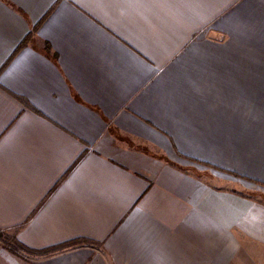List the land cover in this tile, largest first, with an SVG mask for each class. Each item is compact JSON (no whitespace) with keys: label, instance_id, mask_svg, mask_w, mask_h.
<instances>
[{"label":"crops","instance_id":"obj_1","mask_svg":"<svg viewBox=\"0 0 264 264\" xmlns=\"http://www.w3.org/2000/svg\"><path fill=\"white\" fill-rule=\"evenodd\" d=\"M16 228L0 264H264V0H0Z\"/></svg>","mask_w":264,"mask_h":264},{"label":"trees","instance_id":"obj_2","mask_svg":"<svg viewBox=\"0 0 264 264\" xmlns=\"http://www.w3.org/2000/svg\"><path fill=\"white\" fill-rule=\"evenodd\" d=\"M41 21H39L35 26H33L29 32V34H27L22 41L19 43V45L17 46V48L15 49V52H17L20 48H22L23 46H25L31 39L32 36L35 34L37 27L40 25ZM56 186H54L55 188ZM53 188V189H54ZM52 189V190H53ZM51 190V191H52ZM51 191L46 195V197L42 200L41 203H43V201L47 198V196L51 193ZM39 207V206H38ZM37 208H35V212L37 211ZM34 213V212H33ZM18 228H16L15 231H13L11 234H5L2 230H0V243L2 244L3 247H5L6 249H8L9 251L13 252V253H18L20 250H25V251H29L30 249L27 248L26 246H24L15 236L16 231ZM79 240H71V241H67V242H63L57 246H53L52 248L49 249H54L57 247H63L66 246L68 244L71 243H75ZM48 249V248H47Z\"/></svg>","mask_w":264,"mask_h":264},{"label":"rangeland","instance_id":"obj_3","mask_svg":"<svg viewBox=\"0 0 264 264\" xmlns=\"http://www.w3.org/2000/svg\"><path fill=\"white\" fill-rule=\"evenodd\" d=\"M4 232V231H3ZM5 234H7L6 232H4ZM9 235V234H8ZM1 244V243H0ZM2 245V244H1ZM5 248V247H4ZM8 250V249H7ZM49 249H44V251H47ZM20 252H28V251H25V250H20Z\"/></svg>","mask_w":264,"mask_h":264}]
</instances>
